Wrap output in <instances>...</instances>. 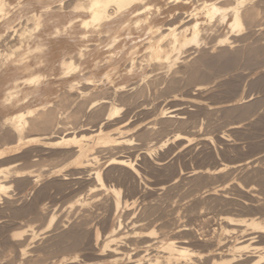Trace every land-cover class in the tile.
<instances>
[{"label": "bare ground", "instance_id": "6f19581e", "mask_svg": "<svg viewBox=\"0 0 264 264\" xmlns=\"http://www.w3.org/2000/svg\"><path fill=\"white\" fill-rule=\"evenodd\" d=\"M22 1L23 0H0V144H1V146H0V197H1L2 193H4L6 191V189L8 190L9 182H10V185L11 184L13 185V183H11L12 179H10V181L7 182V180H9V177H11V178L14 177L15 178V179L13 178L14 180H16V178H22L23 176H26V175H29V177H30V174H32V172H34L33 171L34 169H32V170L31 169H29V170L23 169V167L25 168L26 166L28 168V165H26V163H27L26 161H29L31 167L34 165H36V167H37V164L46 166V168L42 167L44 169L39 168L40 170L38 171V173H36V174L34 173V176L32 178L33 182H36V181L38 182L40 180L39 179L40 176L45 171L49 175H56L57 177H59L60 176L59 174H62L61 172L64 169H66L67 173L64 171L66 173V174L64 173L66 176L64 174H63L64 176L62 175L63 176L62 179L67 181V182L65 181V183H68L67 179H72V181L75 180L76 183L78 181L87 182L89 180H94V183L96 182L98 184V186L99 185L101 186L102 189L107 188L113 192L114 195H113L112 203H114V208H115L116 212H117V210L120 211V209H121L120 205L121 204L122 205L124 204L125 208L123 207V209H129L130 208L129 206H131L135 203V199H133L134 196H131V198H132L131 200L129 198L130 201L128 199L124 198L123 203H122V200L120 198V195H121L120 190L116 189V187L113 188L112 186H110L111 188L106 187V185L104 183V178H106V176L104 177V175H107L109 177L110 168H118V169L121 168V171H122V169L126 170L130 175H132V177H134V176H135L134 178L137 177V180H139L138 178L146 179V182L143 180L145 188H149V189L153 190V189H155L153 186L156 183H151L148 181L149 179L147 177L150 174V172L148 171L149 173H147L145 171V169L148 166L145 167V169H144L139 164V161L138 162L136 161L137 156L141 155V157L143 158L141 160H144V159L146 160V157L150 154V152L152 150H156V149L160 150V148H162V147H164V148L168 147V150H167L168 152L167 151H165V152H167V153L171 152L172 153V150L174 151L175 148L182 147V143L190 144L193 141V139L195 138V136L197 135L195 133L196 130H194V132L192 131V133L191 132L190 133H182V121L183 120L186 121L185 119H183V117H184L183 113H184L185 109H182L183 108L182 107V98H183L182 92L180 91L177 93V90H178L177 88L179 87L178 84L183 79L182 78V72L184 74H186L187 72L189 73L188 75H190L191 78H189L188 81H190V79L195 78L198 75L200 76L204 71V70L201 71L202 69H200L199 66L201 64H202V66H203V64H206V63H203L206 61V59H207L206 53L209 51L206 47H208V44L211 42V41H208L209 43L206 46V44H205L207 42L206 38L204 40V37H205L204 34L206 33V31L203 34L204 37L202 36L203 28H202L201 24H205V21L203 23H201L198 20L199 15L194 16L195 13L194 12L192 13V11L193 10L195 11V9L197 10V8H195V9L193 8L192 11L190 10V13L188 12V14L185 15V17L188 16V18L186 17L187 20H184L185 17H182V12L179 16H177V19L174 17V19H176L175 21L172 20L170 22L167 20L166 17L169 18L170 16H172V17L176 16L175 14H177V13L179 14V12L175 11V10H178L180 7H182V5H186V4L190 3L192 0H73V1L71 0L72 2H68L66 0L67 3L65 6H64V4H65L64 1L62 2L63 3L62 8H60L61 6L59 5L61 2L60 3L57 2V1H62V0H27L25 3L29 7H32V9H36L37 7L40 8V13L38 15L37 14L34 15L35 12L34 13L32 12L30 14V16L27 15L29 19L31 18L35 21V24L37 23V26H39L38 20L40 19V18L38 19V17L41 16L42 13H44V15H45V12H46V14H48L50 12L53 13V12H56L58 10L57 9L54 11V7L56 5L55 2H57V4L59 3L58 5H56L57 8L64 10L63 7H65V9H67L66 7H69V8H72V10H74V11H78V13H79V11H83L84 13L87 14L86 18L83 17V18L79 19L80 20L79 22H81L80 27L85 29V31H83L82 33H79V35L76 34L77 36H71V35L68 36L69 35L68 34V35H66V37H63V38L58 37L59 36L58 35L56 38H53V39L49 38L48 39L47 37L43 38L42 35L44 33L42 35L39 34L40 36L39 35H33L32 36V34L31 35H24L23 34L24 33L23 27L22 28L16 27V25H13L14 20L10 18L11 20H13V22H12L8 18V16L6 15V11H5V9H7V6L13 4V2H14V5H17V4H15V2H17V3L19 2L18 4L20 7V4H21L20 2H22ZM195 1L193 0V3H195ZM198 1H201V3L199 2L200 7L202 6L201 7L202 9H200L201 12L203 11V13H205L204 15L207 16L208 19L213 20V18L215 17V14H217V15L219 14V16H218L219 20L222 21V19H224L226 17L227 11L230 10L228 12H230V16H231L230 25H231L233 30L235 28H237L238 30L241 29L242 25L244 23V21H243L244 19H248V21L255 20L257 18L258 11H259V10L257 11L253 6H248V7L244 6L245 0H233L232 2H234L235 4L233 6L230 5L228 9L226 8V5H225V7H223L222 5H219L218 1H216V0H197V3H198ZM152 2H154V3H152ZM70 4L72 7L69 6ZM240 4H243L244 7L238 6ZM150 5H153V7L155 6L154 7L155 9L153 8L154 10L151 12L152 15H150V16L145 15L143 17L142 16L140 17L139 15H141L140 13L144 11L143 9L145 8V11L148 10L150 8ZM246 5H247V3H246ZM254 5L256 6V4H254ZM35 6H36V8H34ZM195 6L197 7L198 5H195ZM21 7H23V6H21ZM162 7H164V8H162ZM8 8H10V6ZM139 8L140 9L143 8L142 9L143 11H139L137 13H134ZM60 9H59V11H60ZM164 9H166V10L164 11ZM30 10H31V8H30ZM25 11H22V12H25ZM9 12H8V14H9ZM165 12H166V14H164ZM26 13H28V12H26ZM36 13H38V12H36ZM197 14H201V13H197ZM50 15H51V13L49 14V16ZM126 15H128V17ZM227 15H229V14H227ZM124 16H126L127 18ZM133 16L134 17L136 16V19H133L132 18ZM193 16H194V18H193ZM230 16H227V17H230ZM122 17H124L125 19ZM218 17L216 16L215 19H217ZM42 18L45 19L44 16ZM49 18L50 17H48V19ZM55 18H56V16H55ZM73 18L75 19V17H73ZM16 19H17V17H16ZM43 19H42V21L41 20L40 21L43 22L44 21ZM48 19H46V20H48ZM204 19H207V18H204ZM63 20H65V19H63ZM69 20L71 21V18H69ZM20 21H22V20H20ZM52 21H54V20H52ZM248 21H246V22H248ZM44 22L41 24L44 25V27H45ZM50 22H51V18H50ZM65 22H67V21H65ZM74 22L76 23V21H74ZM220 22H218V23H220ZM17 23L19 24L20 22H17ZM72 23H73V21H72ZM72 23H70V24L72 25ZM46 24H48V23H46ZM244 25H246V24H244ZM23 26H25V24ZM26 26H28V23ZM73 26H76V25H73ZM61 27L62 26H60V28ZM69 27H70V25H69ZM69 27L67 29H69ZM19 28H21L20 32H18ZM212 28H214V26ZM216 28H217V26H216ZM38 29L39 28H37V30ZM27 30H25V31H27ZM41 30H42V28H41ZM69 30L71 31V28ZM229 30H231V29H229ZM76 31L77 30H75V32ZM17 32H18V34H17ZM41 32H39V33H41ZM75 32H72V33L75 34ZM123 32H124V35H123ZM33 33H35V32H33ZM63 34L65 35V32ZM74 34H72V35H74ZM217 34H219V32H217ZM217 34H216V36H218ZM14 35H18V36H14ZM225 35H226V33H225ZM14 37H17V38H14ZM228 37L224 36L219 40L217 38L214 40H218V42L216 41L217 44L218 43H221V45L226 44V43L228 44V42H229ZM13 38L18 39V41L15 40V44L19 43L18 46H16L14 44ZM212 38H214V37H212ZM235 38H237V37H235ZM235 38H234V41H235ZM231 39H232V37H231ZM203 42H204V47L206 46L205 48L207 50L206 49L205 50L207 52L206 51H205L206 53L203 52V54L197 60H194L195 62L193 61L191 64H189L191 61L190 60L189 63H185V61L187 60L186 58L189 54L187 53L186 55H182L183 52H186L188 50L189 46H191V48L192 47H194V48L195 47L196 48L201 47L200 45H203ZM213 42H211V43H213ZM229 43L232 44V41ZM32 45L34 47L31 48ZM20 46H23L25 49H28V50L30 49V52H31V49L33 50V48L35 49L38 47L41 51L43 48H45L46 49L45 52L48 55L45 54L43 51L42 52L44 54H41V55H43V57H45V58L47 57V60L43 64L42 61H44L45 58L40 59L41 57L38 56V58L40 57L39 58L40 60L37 61V58L35 59V56L33 55L34 56L33 60H35L36 62L33 61L35 63H32L31 60H29V61H31V63L29 61L26 62L27 56L28 55L32 56V55L31 54L27 55L26 51L22 52L21 49L19 50L20 52H16V50ZM12 47H14V48L10 49ZM209 47H210V49L212 48L211 45ZM226 47H224V48H226ZM55 49H56V51H54ZM227 49H229V48L227 47L225 50H227ZM141 50H144V51H142L143 52L142 56H143V58H145L142 60L144 61L145 64L152 67L149 71L145 70L148 67L145 69H143L141 67L142 65H145L144 63L142 64L141 62H137V60H136L137 59L136 57L138 56V54L140 55L142 53V52L140 53ZM213 50H214V47H213ZM219 50H221V49H219ZM223 50L224 49H222V52H223ZM8 51L10 52L9 56H8ZM54 52H56V54L58 55L57 56L56 54H54V55H56V57H58L57 59L51 58V55ZM210 52H208V53H210ZM13 53H15L14 55H16L18 53L19 54H18V56L17 55L14 56ZM20 53L21 54L23 53V55L25 53L27 55L25 57V61H23V56ZM49 53H51V54L49 55ZM32 54H34V53H32ZM192 54H191V56H192ZM200 54H201V50H200ZM210 54H212V53H210ZM218 54L221 55V56L218 55V56H220V58H222V55L223 56L225 55L223 53L221 54L220 51L218 52ZM44 55H46V56H44ZM30 56H28V57H30ZM142 56H141V58H142ZM223 59L225 60L226 58H223ZM227 59H228L226 62L227 64H229L230 61H231L230 64L234 63V62H232L233 57H230ZM224 60H223V62L226 61V60L225 61ZM124 61H127V64L123 63ZM209 61H208V63H209ZM210 62H212L214 64V61H210ZM218 62H220V61H218ZM122 63L125 65H122ZM182 64H184L183 69L185 71L182 69V67H183ZM223 64H225V63H222V65ZM227 64H225L226 67H228L230 65V64L229 65H227ZM121 65L124 67H126V65L128 66V67H126L127 70L125 68H123L126 70V72H123V71H125L123 69L121 71V69H120V68H122ZM208 66H210V65H208ZM220 66H221V64H220ZM137 70L141 72L142 76H141V74L138 75L139 72ZM169 70L172 71V75H171V73H169L171 75V76L169 75L170 78H169V76H167L169 79H167V77H166L165 79H167V80L163 81V82H167L166 83V89L168 90V92H172V91L174 92V94L172 92L173 98L175 99V103L173 102L174 104L168 103V101H170V100L172 101V99H170L167 102L163 101L164 103H168L166 106H162V107L161 106L160 107L159 106H150V107H148L147 105L150 104L149 102L148 103L141 102V101H139L141 98L140 99L138 98L139 103L134 102V104H133L134 106H132V104H129L127 109H121L122 105L119 106L118 103L122 102L121 100L124 98H125L124 100L126 101V99L129 95L127 97L124 96V98H122L121 95H123L122 93H124L122 91H125L126 90L125 87H127V86L122 84V83L121 84L116 83V81L119 80V78H121V80H122V77L126 78V75H129L128 78L130 77L132 79V77L136 75V71L138 72L137 76H139V78L141 76L142 78L147 79V77L149 76V73H152V72H155L154 74H156V75L159 74L160 76L158 75V78H161L162 75L164 76V73L168 74ZM101 71L104 72L103 80H104V78H105V80L103 81L104 83H101L102 82L101 81L100 84H97V83H95L94 78L98 77L97 79L99 80L100 78L97 75H98V72L100 74H102L103 72L101 73ZM203 74H206V71ZM62 77H64L65 80H63ZM185 77H186V75H185ZM56 79L60 82H58ZM156 79H157V77H156ZM121 80H119V81H121ZM141 80L143 81V79H141ZM195 80L196 79H194V82H195ZM147 81H149V80L147 79L146 83H148ZM191 81H193V79ZM191 81H190V83H191ZM97 82L99 83V81H97ZM152 82H154V81L152 80ZM163 82H161L162 85H163ZM123 83H124V81H123ZM82 84H84L83 86H85V87H83V86L81 87ZM133 84H134V82H133ZM150 84L151 83H149L148 85L151 86L152 84L151 85ZM155 85H156V83H155ZM162 85H161V87H162ZM196 85H197V89H199L198 92L200 91V89L207 88L204 86L203 83H202V85L200 83H199V85L198 84H196ZM132 88H134V87H132ZM145 88H147V86ZM163 88H164V85H163ZM129 90H130V88H129ZM164 90H165V88H164ZM166 92H164V93L166 94ZM125 93H127V92H125ZM130 94H131L130 98H132L134 95H139V94L142 95L143 89L138 88L134 92L132 91V93H130ZM147 94H148V92H147ZM167 94H169V93H167ZM119 95H120V97H119ZM156 95H155V97L157 99ZM143 96H144V94H143ZM159 96L162 97V95H159ZM169 96H171V95L169 94ZM188 96L191 97L192 94L191 95L189 94ZM146 97H148V96L146 95ZM241 99L242 98H240V100ZM154 100L155 99H153V101ZM162 100H164L163 97H162ZM118 101H120V102H118ZM125 101H124V103H125ZM186 102H187V104H189L188 102L198 103V100H196L195 98H190V99H188V101L186 100ZM201 104H202V102H201ZM232 104L233 103H231V102H227L226 104H223V105L228 106V105H232ZM190 105L193 106V104H190ZM194 106H197V105L194 104ZM220 106H222V105H215L214 107H210V108L216 109L217 107H220ZM207 107H206V109H207ZM210 108H208V110H211ZM134 110L139 112V114L137 112H135ZM133 111L136 114H138L139 116L142 113L144 117L143 118L137 117V115L134 114V118L132 117L133 119H130L128 117V115H129V113H131ZM192 114H193V112H192ZM127 118H129L130 120ZM96 119H98V120H96ZM145 120H147V121L145 122ZM168 122H169V124H171V122H175V123H178L180 125H178V127L177 126L173 127L172 125H169L170 127L172 126L171 129H170V127H167L166 130H168V128L170 130L165 131V127L167 126L165 124L166 123L168 124ZM157 125H158V127H157ZM234 127H236V125H234ZM172 128H174V129H172ZM155 130L158 131V136L153 137V136H151V134ZM203 140L206 141V140H208V138L204 137ZM29 144H32L34 146H32V147L30 146L28 148H23ZM165 149H167V148H165ZM165 149H163V150H165ZM169 150H171V151L169 152ZM135 151L136 152L139 151V153H136ZM158 152L160 154V151H158ZM163 152L159 156L156 157L155 162H154L155 165H157L158 167L160 166L159 168H161L163 165H164V167L167 165V162L165 161V159L168 155L166 156L165 152L164 153ZM21 159L24 160V163L26 162L25 165L21 164L22 163ZM138 159H139V157H138ZM147 159H149V158H147ZM16 160H21V163H20L21 165L19 167L21 168L23 166L22 170H20L19 168L17 169V167L15 168V166H17L19 163L18 164L16 163L15 166H13L11 163H9V162L13 163ZM145 160H144V162H145ZM150 162H151L150 160H149V163L147 162L149 164V168L152 167V166H150ZM7 163L9 165L11 164L12 167L9 166ZM142 163H143V161H142ZM250 163H251L250 160L242 161V162H238V163H234V164L224 163V164H222L221 167H217V168L219 170H221L222 168H228V169L233 170V169L246 167ZM145 165H147V164L145 163ZM13 167H14V170H13ZM149 168H147V169H149ZM10 169L13 171H10ZM45 169H47V170H45ZM210 169L211 168H209L208 170H205L203 172H207L206 173L207 176H208V174L212 176L215 173V170L213 169L214 171H210ZM110 171H113V170H110ZM196 172H199V169L197 171L192 169L185 174V177L188 178V177H191L192 175H196L195 174ZM115 174H116V172H115ZM202 174L203 173H201V175ZM112 176H110V178ZM29 177H28V182H31V180H29ZM128 177H129V175H128ZM26 179H27V177H26ZM17 180H20V179H17ZM169 181L170 180H165L161 184L159 182L160 186H158L157 188L163 189L164 187H166V185L170 184ZM46 182H44V183H46ZM52 182L53 181H50L49 183L51 184ZM54 182H56V179ZM140 182H141V180H140ZM17 183H19V181H16V184ZM27 183L25 182L23 184L26 186ZM38 183H40V182H38ZM65 183L62 182V183H60V185L61 184L64 185ZM91 183H93V181ZM96 183L93 185L92 184L90 185L91 186L90 190H93V188L97 185ZM132 183H134V182H132ZM54 184L56 185V183H54ZM18 185L19 184H17V186ZM24 185H21V187L22 186L24 187ZM35 185H34V187H35ZM57 185H58V183H57ZM78 185H80V184H78ZM156 185H158V184H156ZM10 187H12V186H10ZM51 187H54V185L52 184V186H50V188ZM131 188H132V186H131ZM157 188H156V190H157ZM46 189H44V190H46ZM9 190H10V188H9ZM9 190H8V192H9ZM44 190L41 189L39 191L41 193H43L42 191H44ZM152 190H149V191L152 192ZM79 192L77 191L78 195H79ZM37 193H39V192L37 191ZM56 193H57V191H56ZM85 193H86V191H85ZM9 194H10V196L13 195L11 193H8L7 195L9 196ZM206 194L209 195V197L218 198L220 200H224V201L228 200L231 202L234 201L224 191L223 187H215V188L211 187V188L206 190ZM79 196H83V195H81V193H80ZM79 196L76 198V201H81V202L83 201L84 202L85 199L83 200ZM252 196L256 197V195H252ZM3 197L0 198L1 201H2ZM259 197L257 196L256 198H252L256 202L259 201L258 203H256V202L249 203L247 206H250V204L256 203L259 208H264V200H263V202L261 200L262 198L260 199L261 201L258 200L257 198H259ZM145 198L147 199V197H145ZM9 199H10L9 201L11 202L12 199L11 198H9ZM146 199H144V200H146ZM250 199L251 198H249V200ZM144 200H142V204L140 203L142 205V209H141L142 211L139 214V216L134 217L130 221L128 219V222L126 221L127 224L125 223V225H123L122 220L124 219V221H125V218H123L122 220H121V218L119 219L118 217L121 215L119 212L118 213L119 215L116 214L118 216L117 217V219H118L117 223H115V225H113L109 231L106 230V233H105L104 229H107L110 226L104 227V229H102V230H104L103 232L105 235L103 234V236H104L103 242L102 241H100V242L103 243V247H104L103 249L107 250V253H108L107 256L110 257V259L109 258L108 259L110 260V262L112 264H264V245H261V244H263L261 241H260V243H254L258 240L259 237H261V238L264 237V215H263V217H249V218H239V217L237 218V217H234L232 215H225V216L221 217V219H222L221 221H223L224 224H220L217 229H214L211 227V229L209 228L210 230L200 231L196 227L195 223H193L191 221L188 223H183V224L180 223V224L176 225V222H179V220H178L179 217H181V216H178L180 211L178 214H174V216H172L171 218L169 217L167 219L166 214L157 212V209L155 206L156 203L153 202L154 203V205H153L152 201H151V203H152L151 204V203L144 202ZM7 201H8V199H7ZM7 201H4V202H6L5 204H8ZM12 201L14 202L15 200L13 199ZM218 202H223V201H218ZM231 202H230V204H231ZM29 204H31V203H29ZM32 204H31V206H32ZM8 205H10V203ZM15 205H13L11 207L7 206V205L6 206L10 207L9 209H11L12 207H13V209H16V210L11 209V211H13V213H14V211H18L17 209H19ZM27 205H28V203H27ZM27 205L26 206L24 205V208L27 207ZM44 205L41 204V206H43V208H46V206L44 207ZM31 206L29 208L33 207V206L32 207ZM35 206L38 208L39 205L38 206L34 205V208H32V209H35ZM14 207H16V208H14ZM40 207H39V210H40ZM252 207H254V206L252 205ZM24 208H23V210H24ZM110 209H111V207H110ZM123 209L121 211H123ZM39 210L36 211V209H35V212H37V213H35L29 209V211H32V216H33V214L34 215L35 214L41 215V212H39ZM43 210H45V209H43ZM48 211H49V209H48ZM128 211H126V212H128ZM18 212L16 214H18ZM124 212L125 211H123V213ZM156 212H157V214H156ZM13 213H11V214L16 216V214L15 213L13 214ZM49 213H50V211H49ZM59 213H60V211H59ZM111 213H113V212H111ZM24 214L22 213V215H24ZM26 214H28V213H26ZM44 214L45 213H42V215H44ZM199 214H201V213H199V212L195 213V215L193 216V221L196 222V220H197L196 218H198ZM12 215H11V217H12ZM22 215L20 214L19 216H22ZM124 215H123V217H124ZM126 215H127V213H126ZM126 215H125V217H126ZM128 215L131 216L129 213H128ZM132 216H134V215H132ZM54 217H55V213L54 214L52 213L51 216L49 217V222H48L49 224L53 221ZM32 218H35V217L33 216ZM86 218H88V217H86ZM86 218L84 217L83 220L85 219L84 221H86L87 220ZM194 218H195V220H194ZM8 219H10V218H8ZM4 220H6V219H4ZM78 220H79V218H78ZM92 220H91V222H93ZM81 221L79 220L78 222H80V224H81ZM89 221H90V219H89ZM103 222H104V220H103ZM238 222H240V223H238ZM86 223H87V221H86ZM82 224H84V223H82ZM87 224H89V223H87ZM240 224H244V226L246 225L247 228H243L244 226L242 227V229L239 228L241 226ZM107 225H109V224H107ZM73 226L74 225L70 226L71 229H68V227H67V230L65 229L64 231H61L62 233L61 234L59 233L58 234L59 236H57V238H58V241H62L64 243L67 241L70 242V245H69V242H67L65 244V246L68 244L72 249H74L75 246H76L75 248L78 249V246H79L78 244L82 243L80 240H82L85 237H82L83 233L81 234V231L83 228L79 224H78V226L81 227V228L79 227L81 230H79V231L77 230V229H79V228H76L77 222L75 223V227H73ZM146 226H148V227H146ZM85 227H86V225H85ZM149 227L150 228L153 227V228L148 229ZM154 227H155V229H157V228L158 229L155 230ZM31 228H29V229H31ZM84 229H86V228H84ZM88 229H86V232H88L87 231ZM248 229H250V231H247ZM201 230H203V229H201ZM27 231H29V230L28 229H22L19 232L13 233L11 236L12 240H15V237H17V236H20V237L23 236L21 238V240H18V241L16 240V242L14 241L16 244V248L18 247V250L16 252L17 253L16 256H18L20 258H23L25 256L29 258V256L31 255L29 253V251L30 252L33 251L31 253L34 254V252H36L35 250H38L36 247H35V249H33L34 247L31 248L30 247L31 245L29 244L30 245L29 246L27 243V242H29V241H27L29 238L32 240L36 236L35 235L36 231L33 228L31 230V233H29ZM79 232H80L81 236H80ZM83 232H85V231H83ZM89 232L91 233V231H89ZM89 232H88V234H89ZM1 236L4 237V235L0 234V237ZM88 236H90V234ZM3 237H2V240L6 241V237L5 238H3ZM80 237H81V239H80ZM7 240L9 241V238ZM9 243H10V241H9ZM64 243H62V244L64 245ZM1 244L2 245L4 244V246L7 247L8 242L6 243L7 245H5L4 242L0 243V245ZM59 244H57V245H59ZM94 245H95V243H94ZM9 246H10V244H9ZM11 246H15V245L12 244ZM190 246H197L199 248L193 249ZM27 247H30V248L27 249ZM129 247L130 248L132 247L131 249H133V250H135V248H142L141 250L144 253L141 252V250H140L139 252H137V254L135 256H131L129 254L128 250L130 252H132V250ZM71 248H68V250ZM98 248H99V246H98ZM13 249L14 248H12V252H13ZM30 249H33V250H30ZM27 250H28V252H27ZM95 250H96V248L93 247V251H95ZM69 251L72 252L73 250H69ZM76 251L77 250H75V252ZM102 251H104V250H102ZM102 251L100 250L99 251L100 253L96 252V254L99 255L102 253ZM26 252L29 253L30 255H27ZM1 253H4V252H1ZM5 253H7V252H5ZM135 253L136 252L134 251V253H131V254L134 255ZM73 254H75V253H73ZM38 256H37V258H38ZM75 256H76V254L71 255L70 258H75ZM0 257H2V256H0ZM9 257H13L12 254ZM18 257H16V258H18ZM26 257L23 259H26ZM5 258H6V256H5ZM28 258H27V260H29ZM33 258L36 259V256H33ZM19 259H15V260H19ZM30 259H32L31 256H30ZM7 260L8 259H6L5 261H7ZM10 260H11V258L8 261H10ZM67 260H69V259H67ZM70 262H72V260ZM8 263H10V262H8ZM17 263L20 264L19 261ZM10 264H13V263L11 262ZM32 264H33V262H32Z\"/></svg>", "mask_w": 264, "mask_h": 264}, {"label": "rangeland", "instance_id": "374dc122", "mask_svg": "<svg viewBox=\"0 0 264 264\" xmlns=\"http://www.w3.org/2000/svg\"><path fill=\"white\" fill-rule=\"evenodd\" d=\"M26 1L27 0H23L22 2H20L21 3L20 7L23 6V7H21L22 9L19 7V4H18L19 2L18 3L15 2V4H17V5H14V2H13V4L9 5L10 8H8L9 6H7V9H5L6 15L8 16V18L9 19L11 18L14 20V22H13V20L10 19L14 23L13 25H16V27H21V28L23 27V29H24L23 34L24 35H31L32 34V36H33V35H39V34L42 35L44 33L42 35L43 38L47 37L48 39L49 38L53 39V38H56L58 35H59L58 37H60V38L66 37V35H68V34H69L68 36H70V35L71 36H77V35H79V33H82L83 31H85L84 28L80 27L81 22H79L80 21L79 19H81L83 17L86 18V16H87L86 13H84L83 11H79V13H78V11H74V10H72V8H69V7H66L67 9H65V7H63L64 10L60 9V8H62V4H63L62 2L63 1L65 3L64 4V6H65L67 1L72 2L73 0L72 1L71 0L57 1L59 3L61 2L60 4L58 3L61 6L60 8L56 7V5H58V4H57V2H55L56 5H55V7L53 6L54 11L58 9L57 10L58 12L57 11L53 12V13L50 12L51 13L50 16H49L50 13L46 14V12H45V15H44V13H42V15L44 16L45 19H43L42 18L43 16L40 14L41 16L38 17V19L40 18L38 20L39 26H37V23L35 24V21L33 19H31V18L29 19L27 15L30 16V14L32 12L33 13L35 12L34 15H36V14L38 15L40 13V8L39 7L36 8V6H35L34 8H36V9H32V7H29L25 3ZM216 1H218V4L222 5L223 7H225V5H226L227 9L229 8L230 5L233 6L235 4L234 2H232L233 0H230V1L229 0H223V1L222 0H216ZM199 2L201 3V1H198V3H197V0H196L195 3H193V0H192L190 3H188L186 5H182V7H180L178 10H175V11L179 12V14L178 13L175 14L176 16L172 17L169 15L171 18L166 17L167 20L170 22L172 20L175 21L177 19V16H179L181 14V12H182V17H185V15L188 14V12L190 13V10L192 11L193 8L194 9L197 8V10L196 9H195V11L193 10L192 13L193 12L195 13L194 16L199 15L198 20L201 23H203L205 21V24H201V25L203 28L202 36L206 31V33L204 34L205 37L203 36L204 40L206 38V41H207L205 43L206 46L209 43L208 41H211V42L214 41L216 43L215 44L214 42L213 43L210 42L208 44V47L205 46L209 50L208 52L211 51L210 53H212V54H210L206 51L207 49L204 47V42H203V45H200L201 47H198V48H196V47L191 48V46H189L188 50L186 52H183V54H182V55H186L187 53L189 54L188 55L189 57L187 56V58H186L187 60L185 59L187 61V62L185 61V63H189V61L191 60L189 63V64H191L194 60H197L203 54V52L204 53L207 52L206 53V55H207L206 61L207 62L206 61L203 62V63H206L207 65L203 64V66H202V64H201L199 66L200 69H202L201 71L204 70L203 73H205V71H206V74L202 73L200 76L199 75L197 76L198 78L197 77L192 78L193 81H191L192 79H190V81H191V83H190V81H188L189 78H191L190 75H188L189 73L187 72L186 74H184L182 72V78L183 79H182V81H180V83L178 84L179 87L177 88L178 89L177 93L181 91L182 95H183L182 96L183 97L182 98V107H183L182 109L186 110V111L184 110V113H183V115H184L183 119H185L186 121H184L182 119L183 120L182 121V133H190V132L192 133V131L194 132V130H196L195 133L197 135L195 136L193 141L190 144L182 143V147L175 148L174 151L172 150V153L170 152L171 150H169L170 153H167L168 147H165L167 149L162 147V148H160V150L159 149L158 150L157 149L152 150L150 152V154L146 157V160L144 159L145 162H144V160H141V159H143L141 157V155L137 156L136 161L137 162L139 161V164L144 169L147 166H148L147 168H149L148 163H149V160L151 161L150 162V166H152V167H150L151 169L146 168L145 171L147 173L150 172V174L147 177L149 179L148 181L151 183L158 184V185L154 184L153 187L155 189H153V190L149 189V188H145L143 180L146 182V179L138 178L139 180H137V177L136 178H134L135 176L132 177V175H130L124 169H122V171H121V168H119V169L118 168H110V170H113V171L109 170V173H110L109 177L107 175H104V177L106 176V178H107V179L104 178V183H105L106 187L111 188L110 186H112L113 188L116 187V189H119L120 194H121L120 198L122 200V203H123L124 198H126L128 200L130 198V200H131L132 199L131 196H134L133 199H135V203L133 205L129 206L130 210L129 209H123L124 204L123 205L121 204L120 205L121 209L119 208L120 211L117 210V212L114 208V203H112L113 195H114L112 191H110L107 188L102 189L101 186L100 185L98 186V184L96 182L95 183L97 185L96 186L94 185L95 187L93 188V190H90V187H91L90 185L95 184L94 180H89L87 182L78 181L76 183L75 180L72 181V179H67L68 183H65L66 180L62 179V177L67 173L66 169H64L61 172L62 174H59L61 177L60 176L57 177L56 175H49L45 171L47 169H45L44 170L45 172H43V174L39 178L40 180L38 182H40V183H38L37 181L33 182L32 178L34 176V173L35 174L38 173V171L40 169H44V168H46V166L37 164V167H36V165L31 167L30 162L26 161L27 163L26 162L25 163H26V165H28V168H27V166L25 168L23 166L22 167L25 170L34 169L33 170L34 172H32L33 175L30 174V177H29V175H26V176L22 177L23 179L22 178H16V180H14L15 179L14 177H12V178L9 177V180H7V182H9L10 179H12L11 183H13V185L12 184L10 185V182H9V184L6 182L9 185L8 190H9V188H10V190L8 192V190L6 189V191L4 193H2V195H1V197H3V196L4 197L2 198V201L0 199V216H1L0 220L2 219L0 221V234L4 235V237L3 236L0 237V243L4 242L5 245H7L6 243L8 242V245H7L8 248L6 246H4V244L0 245V251L4 252V253L0 252L1 253L0 256H2V257H0V259L2 258L0 260V264H10L11 262L13 264H18L17 263L18 261L20 264H30V263L32 264V262H33V264H60L61 262H62L61 264H63L64 262H65L64 264H99L100 262H101L100 264H112L109 260L110 257L107 256L108 255L107 250L103 249L104 248L103 243H102L103 239H104V236H103L104 232L103 231L105 230V233H106V230L109 231L111 229V227L113 225H115V223H117V221H118L117 215H119L118 214L119 212L121 215L118 218L119 219L121 218V220L123 218H125V221H124V219L122 220L123 225H125V223L127 224L128 219L130 221L134 217L139 216V214L142 211L141 210L142 209V205H141L142 200L146 199L145 197H147V199L144 200V202L151 203V201H152V203L153 202L156 203L157 205L155 204V206H156L157 212L166 214L167 219L169 217L171 218L172 216H174V214H178L180 211L178 216H181V217H179V219H178L179 222H176V225L180 224V223L181 224L188 223L191 221V222L195 223L196 227L200 231L210 230L211 227L214 229H217L220 224H224V222L221 221L222 220L221 217L225 216V215H232V216L237 217V218L238 217L239 218L263 217L264 208H259L256 204L259 201L256 202L252 198H256L257 196L258 197L260 196L257 199L260 200L262 198L261 199L262 202L264 200V1L263 0H245L244 6H246V7L253 6L257 11L258 10L259 11H258L257 18L255 20L248 21V19H244L243 20L244 23L242 25V28L239 30L237 28H235L236 30L235 29L233 30L231 25H230L231 16H230V12H228L230 10L227 11V14H229V15L226 14V17L224 19H222V21L219 20V17H218L219 14L218 15L215 14V17L213 18V20L208 19V17L204 15L205 13H203V11L201 12L200 9H202L201 8L202 6L200 7ZM152 3H154V2H152ZM246 3H247V5H246ZM254 4H256L257 7ZM195 5H198V6L196 7ZM69 6L72 7L71 4ZM154 7H153V5H150V8L146 11H145V8L144 9L139 8L134 13H137L139 11L144 10L143 12L140 13L141 15H139V16L140 17L141 16L143 17L145 15L150 16V15H152L151 12L155 9ZM164 7H162V8H164ZM30 8H31V10H30ZM59 9H60V11H59ZM165 10L166 9H164V11ZM7 11L8 12L10 11L9 14ZM22 11H25V12H22ZM26 12H28V13H26ZM36 12H38V13H36ZM197 13H201V14H197ZM164 14H166V12ZM55 16H56V18H55ZM126 16L128 17V15H126ZM126 16H124V17H126ZM194 16H193V18H194ZM216 16L218 17L217 19H215ZM227 16H230V17H227ZM16 17H17V19H16ZM48 17L51 18V22H50V18L48 19ZM73 17H75V19ZM124 17H122V18H124ZM174 17L176 19H174ZM186 17L188 18V16H186ZM186 17L184 18V20H187ZM62 18L65 20H63ZM69 18H71V21L69 20ZM132 18L136 19V16L135 17L133 16ZM204 18H207V19H204ZM42 19L45 21V22L44 21L43 22H44L46 28L44 27V25L41 24V23H43V22H41ZM46 19H48V20H46ZM20 20H22V21H20ZM52 20H54L55 22ZM16 21L20 22V23L18 24ZM65 21H67V22H65ZM72 21H73V23H72ZM74 21H76V23ZM246 21H248V22H246ZM218 22H220V23H218ZM27 23H28V26H26ZM46 23H48V24H46ZM70 23H72V25ZM24 24L27 28L25 26H23ZM244 24H246V25H244ZM69 25H70V27H69ZM73 25H76V26H73ZM205 25L206 26L208 25V26L206 27ZM60 26H62V27L60 28ZM213 26H214V28H212ZM216 26H217V28H216ZM68 27H69V29L71 28V31L69 29H67ZM21 28H19L18 32L21 31ZM37 28H39V29L37 30ZM41 28L43 31L41 30ZM229 29H231V30H229ZM25 30H27V31H25ZM75 30H77L78 32L77 31L75 32ZM216 31L219 32L220 35L217 34ZM18 32H17V34H18ZM33 32H35L36 34ZM39 32H41V33H39ZM62 32L63 33L65 32V35ZM72 32H75V34ZM215 33L220 38L218 36H216ZM225 33H226V35H225ZM72 34H74V35H72ZM123 35H124V32H123ZM14 36H18V35H14ZM224 36H227V37L229 36L228 41L229 42L232 41V44L229 42H228V44L227 43L222 44V45H221V43L217 44L218 40ZM212 37H214V38H212ZM231 37L233 40L231 39ZM235 37H237V38H235ZM14 38H17V37H14ZM216 38L218 40H214ZM234 38H235L236 42L234 41ZM15 40L18 41V39H14V41H13L14 44H15ZM18 44L19 43H16L15 45L18 46ZM210 45L212 47L211 49L209 47ZM225 45L230 50L229 49L225 50L227 48ZM32 47H34V46L32 45L31 48ZM213 47H214V50H213ZM224 47H226V48H224ZM13 48L14 47H12L10 49H13ZM20 49L22 52L26 51L27 55L28 54L32 55V56L28 55V56H30V57H28L25 53H24V55H23V53L22 54L20 53L23 56V61H25V57L27 56L26 62L31 60L32 63H35L36 61L33 60L34 56H35V59L37 58V61H38L40 59L45 58L41 54H44V53L47 54L45 52L46 51L45 48L42 49V51L44 53L38 47L35 49L33 48V50L31 49V52H30V49L28 50V49H25L23 46H20L16 50V52H20L19 51ZM56 49L54 51H56ZM219 49H221V50H219ZM222 49H224L223 52H222ZM200 50H201V54H200ZM9 51H8V56L10 53ZM142 51H144V50H141L140 53ZM217 51L218 52L220 51L221 54L223 53L225 55L224 56L222 55V58H220L221 55L218 54ZM36 52L38 54L40 52L41 53L38 55ZM32 53H34V54H32ZM14 54L15 53H13V55ZM18 54H16V55L18 56ZM50 54L51 53H49V55ZM54 54H56V52H54L52 54L53 56L51 55V58L57 59L58 58V57H56L57 54L56 55H54ZM142 54H143V52L140 55L138 54V56L136 57L137 58L136 60H137V62H141L143 64L144 61L142 59H145V58H143ZM191 54H192V56H191ZM16 55H14V56H16ZM218 55H220V56H218ZM38 56H40L41 58L39 57L40 58L39 59ZM44 56H46V55H44ZM141 56H142V58H141ZM230 57H233L232 62H234V63L230 64V62H231L230 61L229 62L230 65H229L226 62L228 60L227 58H230ZM223 58H226L225 59L226 61ZM222 59L225 62H223ZM46 60H47V57L44 59V61H42V63L44 64ZM209 60L214 61L215 65L212 62H210ZM31 61H29V62L31 63ZM33 61H35V62H33ZM208 61H209V63H208ZM218 61H220V62H218ZM123 63L127 64V61H124ZM123 63H122V65H125ZM222 63H225L229 66L226 67V65L225 64L222 65ZM184 64H182V66ZM220 64H221V66H220ZM122 65H121L122 68H120L121 71L123 68L126 69V67H128L127 65H126V67H124ZM208 65H210V66H208ZM141 67L143 69L148 67L149 69L148 68L145 69L147 71H149L152 68V67L148 66L147 64L142 65ZM183 68H184V66L182 67V69ZM125 69H123V70H125ZM126 70L123 72H126ZM137 71H136V75L133 76L132 79L130 77H129L130 78L129 79L128 78L129 75H126V78L122 77V80H121V78H119V80H121V81H119V80H117L118 82L116 81V83H120V84L122 83V84L127 86V87H125L126 90L122 91L124 93L121 92L123 94V95H121L122 98H124V96L127 97L129 95L127 97L126 101L124 100L125 98L121 100L122 102L118 101V102H120V103H118L119 106L122 105L121 109H127L129 104H132V106H134L133 105L134 102L139 103V101L146 102V103L149 102L150 104L147 105L148 107H150V106H159V107L161 106L162 107V106H166L168 103H170V104L175 103V99L173 98V95H172L173 91L168 92V90L166 89V83L167 82H163V81H166L167 79L170 78V76L172 75L171 70H169L170 72L168 71V74L166 73L167 75L164 73V76L162 75L161 78H158L159 74L156 75V74H154L155 72L149 73V76L147 77V79L150 82L147 81L148 83H146V80H147L146 78L141 77L142 76L141 72L138 71L139 72V74H138ZM102 72L103 71H101V73ZM169 73H171V75ZM137 74L138 75L141 74L140 78H139V76H137ZM185 75H186V77H185ZM97 76H99L100 79L98 80L97 79L98 77L94 78L95 83L100 84L101 81H102L101 83H104L103 82L105 80V78L103 80L104 72L102 74H100L98 72ZM167 76H169V78ZM156 77H157V79H156ZM166 77H167V79H165ZM62 79L65 80L64 77H62ZM141 79H143V81ZM194 79H196L195 82H194ZM152 80L154 82H152ZM97 81H99V83ZM123 81H124V83H123ZM58 82H60V81H58ZM133 82L135 85L133 84ZM161 82H163L165 90H164ZM149 83H151L152 85L150 84L151 86H149L148 85ZM155 83H156V85H155ZM199 83L201 85L203 83L204 86L207 88L200 89V91L198 92L199 89H197L196 84L199 85ZM83 85L84 84H82L81 87ZM161 85H162V87H161ZM146 86H147V88H145ZM83 87H85V86H83ZM132 87H134L135 89ZM129 88H130V90H129ZM138 88L143 89L144 96H143V94L142 95L139 94V95H134L132 98H130V95H131L130 93H132V91L134 92ZM163 91L164 92L167 91L166 94ZM125 92H127V93H125ZM147 92H148V94H147ZM167 93H169L171 96H169V94H167ZM158 94L162 95L164 100H162V97L159 96ZM173 94H174V92H173ZM189 94L190 95L192 94V96L191 97L188 96ZM146 95L148 97H146ZM155 95L157 96V99H156ZM119 97H120V95H119ZM138 98L139 99L141 98V99L139 100ZM190 98H195L196 100H198V103L188 102L189 104H187L186 100L188 101V99H190ZM240 98H242V99L240 100ZM153 99H155V100L153 101ZM170 99H172V101ZM123 100L125 101V103ZM168 100H170V101H168ZM163 101L164 102L168 101V103H164ZM201 102H202V104H201ZM227 102H231L233 104L228 105V106L223 105V104H226ZM190 104H193V106ZM194 104L197 106H194ZM215 105H222V106L217 107L216 109L210 108V107H214ZM206 107H207V109H206ZM208 108H210L211 110H208ZM134 111L137 112L136 110H134ZM134 111L129 113L128 117L130 119L134 118V114H136ZM192 112H193V114H192ZM137 113L139 114V112H137ZM138 114H136L137 117H141V118L144 117L142 113L140 114V116ZM129 118H127V119H129ZM96 120H98V119H96ZM146 121L147 120H145V122ZM174 123L175 122H171V124H169V122H168V124L166 123L165 125H167V126L165 127V131L170 130L172 126L178 127V125H180L178 123H175V124ZM169 125H172V126L170 127ZM234 125H236V127H234ZM157 127H158V125H157ZM167 127H170V129L168 128V130H166ZM172 129H174V128H172ZM151 136H153V137L158 136V131H156V130L153 131ZM204 137H207L208 140L204 141L203 140ZM0 146H1V144H0ZM30 146L32 147L34 145L29 144L23 148H28ZM161 149L162 150L165 149L163 151L164 152L167 151V152H165V155L166 156L168 155V156L165 159V161L167 162V165L165 164L166 165L165 167L163 165L161 168H159L160 166L158 167L157 165L154 164V162H155L156 157L159 156L163 152ZM158 151H160V154ZM136 153H139V151H137ZM138 157H139V159H138ZM147 158H149V159H147ZM21 160H22V163H21ZM21 160H16L13 163L12 162H9V163H11L13 166H15L16 163L17 164L19 163L17 166H15V168L17 167V169L19 168L20 170H22V167L20 168L19 166L21 164L25 165V163H24L23 159H21ZM247 160H250L251 163L248 166L243 167V168H238V169H233V170L228 169V168H222L221 170H219L217 168V167H221L222 164H224V163L234 164V163L247 161ZM142 161H143V163H142ZM145 163L147 165H145ZM11 164L10 165L8 164V165L12 167ZM42 167H44V168H42ZM209 168L212 169V170L210 169V171L215 170V173L212 176L208 174V176H209L208 177L206 174L207 172H203V171L208 170ZM11 169H10V171H13L14 167H13V170H11ZM192 169H194L195 171H197L199 169V172H196L195 173L196 175H192L191 177H188V178L185 177V174ZM115 172H116V174H115ZM201 173H203V174L201 175ZM128 175H129V177H128ZM110 176H112L113 178L112 177L110 178ZM26 177H27V179H26ZM28 177H29V180H31V182H28ZM17 179H20V180H17ZM55 179H56V182H54ZM47 180L49 182L50 181H53V182L50 184ZM140 180L142 183L140 182ZM165 180H170L169 181L170 184L166 185V187H164L163 189H158L157 187L160 186V184ZM16 181H19V183H17V184H19L20 186L19 185L17 186ZM61 181L63 183H65L66 185L65 184L60 185V183H62ZM92 181H93V183H91ZM25 182L26 183L28 182L26 186L23 184ZM44 182H46V183H44ZM132 182H134V183H132ZM159 182H160V184H159ZM54 183H56V185ZM57 183H58V185H57ZM52 184L54 185V187H51L52 188L51 189L50 186H52ZM78 184H80V185H78ZM21 185H24V187L23 186L21 187ZM34 185H35V187L37 186L38 188L37 187L35 188ZM10 186H12V187H10ZM131 186H132V188H131ZM211 187H213V188L223 187L224 191L234 201L233 202L228 201V200L224 201V200H220L218 198L209 197V195L206 194V190L211 188ZM156 188H157V190H156ZM41 189L42 190L46 189V190L42 191L43 193H41L39 191ZM83 189L86 191V193ZM149 190H152V192ZM37 191L39 193H37ZM56 191H57V193H56ZM77 191L78 192L80 191L79 195L81 193V195H83V196H79L77 194ZM8 193H11L13 195L10 196V194H9V196H10L9 197L7 195ZM38 194L39 195L41 194L42 196L41 195L39 196ZM76 194L79 197H81V199H83V200L85 199V201L84 202L83 201L82 202L76 201V198L78 197ZM252 195H256V197L252 196ZM9 198H11L12 200L14 199L15 203L12 200L10 202ZM249 198H251L252 200L250 199L251 200L250 201ZM7 199H8V201H7ZM4 201H7L8 204L10 203V205L5 204L6 202H4ZM218 201H223V202H218ZM230 202H231V204H230ZM253 202H256V203L250 204V206H247L249 203H253ZM27 203H28V205H27ZM29 203H31V204L33 203L34 205H37V206L39 205L38 208L35 206L36 211L39 210V207L41 206V204L42 205L45 204L44 207L46 206V208H43V206H41L42 208L40 207V210H39V212H41V215L40 214L39 215L33 214V216L35 218H32L33 217L32 211L35 212V209H32V208H34V205L32 204V206H33L32 207L31 204H29ZM154 203H153V205H154ZM6 205L10 206V207L15 205L17 208H19V209H17L19 212L14 211L15 214L18 212V214H16V216L17 215L19 216L20 214L22 215V213L23 214L25 213V214L22 216L16 217V216L11 214V213H13V211H11V209H13V207L11 209H9L10 207H7ZM24 205L25 206L27 205V207L30 205L32 208H29L30 207L29 206L28 208L25 207L26 208L25 209ZM252 205L254 207H252ZM16 207H14V208H16ZM110 207L112 210L110 209ZM23 208H24V210H23ZM29 209L32 211H29ZM43 209H45V210H43ZM48 209H49L50 213H49ZM122 209H123V211H125L124 213H123V211H121ZM13 210H16V209H13ZM59 211H60V213H59ZM126 211H128V212H126ZM51 212L53 214L55 213V217H54L53 221L49 224L48 222H49V217L52 214ZM111 212H113V213H111ZM157 212H156V214H157ZM196 212H199L201 214L198 215V218L195 217L197 219L195 222V221H193V216L195 215ZM9 213L12 215V217ZM26 213H28V214H26ZM35 213H37V212H35ZM42 213H45V214L42 215ZM126 213H127V215H126ZM128 213L131 216H129ZM124 214L126 215V217ZM123 215H124V217H123ZM132 215H134V216H132ZM84 217L85 218L88 217V218H86L87 219L86 221L89 224H87L86 221H84L85 219L83 220ZM8 218H10V219L12 218V219L10 220ZM78 218L80 221L82 220L81 224L82 223H84V224L81 225L80 222H78L79 221ZM195 218H194V220H195ZM4 219H6V220H4ZM89 219H90V221H89ZM91 220L93 222H91ZM103 220H104V222H103ZM76 222H77L76 228H79L81 226L83 229L89 228L87 230L88 232L91 231V233L89 232V234L91 236L90 237V236H88L89 234H88V232H86V229H84V230L82 229L81 234L83 233L82 237H85V238L80 240L82 243L78 244L80 247L77 245L78 249L75 248L76 246L74 247V249L77 250L78 252L77 251L75 252V250L69 246L70 245L69 241H67V242H69V245L67 244L65 246V244L67 242L64 243L62 241H58V238H57V236H59L58 234L62 233L61 231H64L65 229L67 230V227H68V229H71V227H70L71 225H74L73 227H75ZM238 223H240V222H238ZM78 224L80 226H78ZM107 224H109V225H107ZM85 225H86V227H85ZM240 225L241 226L239 228L242 229L244 224H240ZM108 226H110V227H108ZM31 227L36 231L35 232L36 236L32 240L29 238L30 240L28 239L27 241H29V242H27V243H28V245L29 244L31 245V246L29 245L31 248L34 247L33 249H35V247H36L38 250H35L36 252H34V254L31 253L33 251H31V252L29 251V253L31 255L29 253H27L28 252V250H27L26 254L30 255L35 262L32 259H30V256H29V258L25 256L26 259H23L25 257L20 258V257L16 256L17 255L16 252L18 250V247L16 248L15 242H16V240L17 241L21 240V238L23 236H21V237L17 236V237H15V240L11 239V236L13 233L19 232L22 229H28L29 231H27V232L31 233V230H32ZM104 227H108V228L104 229ZM146 227H148V226H146ZM155 227H154V229H155ZM29 228H31V229H29ZM80 228L77 230L78 231L81 230ZM151 228H153V227H151ZM151 228L149 227L148 229H151ZM200 228L203 230H201ZM243 228H247V226L245 225ZM102 229H104V230H102ZM157 229H155V230H157ZM83 231H85L86 233ZM247 231H250V229H248ZM79 234H80V232H79ZM81 234H80V236H81ZM2 237L3 238L6 237V241H3ZM8 238H9L10 243L7 240ZM80 239H81V237H80ZM263 239H264V237L263 238L259 237L258 240L254 243H260V241H261L263 243L261 245H264ZM100 241H102V242H100ZM62 243H64V245ZM94 243H95V245H94ZM9 244H10V246H9ZM12 244L15 246H11ZM57 244H59V245H57ZM98 246H99V248H98ZM30 247H27V249ZM93 247L96 248L95 251H93ZM190 247H192L193 249L199 248L197 246H190ZM12 248H14L13 252H12ZM68 248H71L69 250H73V251L70 252L68 250ZM33 249H30V250H33ZM97 249L99 251L100 250L101 251L104 250V251H102V253L98 255V254H96V252H99ZM141 249L142 248H135V250L131 249L132 252H130L129 250H128V252L131 256H135L137 254V252H139ZM134 251L136 253L134 255L131 254V253H134ZM5 252H7L8 254ZM141 252H143V251L141 250ZM73 253H75L78 258L76 256H75V258H70L71 255H75ZM11 254L13 257H9V256H11ZM5 256H6V258H5ZM33 256H36V259H34ZM37 256H38V258H37ZM16 257H18V258H16ZM10 258H11V260L8 261ZM14 258L15 259L20 258V259L15 260ZM27 258L30 261L27 260ZM6 259H8V260L5 261ZM67 259H69V260L71 259L72 262H70L71 260L69 261ZM8 262H10V263H8Z\"/></svg>", "mask_w": 264, "mask_h": 264}, {"label": "snow or ice", "instance_id": "6c2138e0", "mask_svg": "<svg viewBox=\"0 0 264 264\" xmlns=\"http://www.w3.org/2000/svg\"><path fill=\"white\" fill-rule=\"evenodd\" d=\"M238 6H241V7H242V6H243V4H240V5H238Z\"/></svg>", "mask_w": 264, "mask_h": 264}]
</instances>
